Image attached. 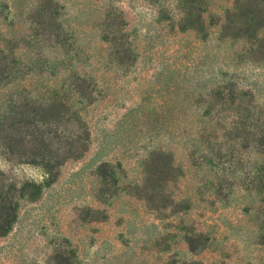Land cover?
Wrapping results in <instances>:
<instances>
[{
  "label": "rangeland",
  "instance_id": "1",
  "mask_svg": "<svg viewBox=\"0 0 264 264\" xmlns=\"http://www.w3.org/2000/svg\"><path fill=\"white\" fill-rule=\"evenodd\" d=\"M4 1L9 10L0 19L3 32L28 35L38 0ZM58 1L75 48L43 50L55 74L34 73L21 85L61 88L74 69L96 80L97 100L86 110L92 142L82 158L61 167L40 199L21 203L14 229L0 237V264H56L52 257L60 248L75 249L77 264H264L260 196L247 190L238 174L216 194L211 180L217 183L218 167H198L190 157L200 122L198 92L232 79L264 105V62L242 58V44L220 41L215 25L203 41L193 31H173L168 19L159 21L160 3L178 19L177 0ZM207 1L209 24L231 4ZM109 9L123 14L137 55L130 67L109 61V46L101 38ZM11 91L0 90V105ZM158 149L173 153L181 174L167 188L173 204L161 210L134 193L145 158ZM245 154L246 167L261 162L260 156ZM104 160L122 164L117 193L106 200L98 195L97 176ZM0 169L18 180L44 179L40 168L10 162L1 152Z\"/></svg>",
  "mask_w": 264,
  "mask_h": 264
},
{
  "label": "trees",
  "instance_id": "2",
  "mask_svg": "<svg viewBox=\"0 0 264 264\" xmlns=\"http://www.w3.org/2000/svg\"><path fill=\"white\" fill-rule=\"evenodd\" d=\"M152 1L158 5L159 0ZM230 1L220 20L212 24L206 16L207 0H177V20L160 3L157 19H168L173 31H193L203 41L209 36L208 28L215 25L220 41L241 43L242 58L263 63L264 0ZM61 8L58 0H38L31 15V31L25 36L9 37L0 27V90H12L0 105V152L10 162L32 165L44 172L43 181L18 180L0 169V237L14 229L21 203L40 199L58 179L61 167L67 161L82 158L91 146L92 129L86 110L97 100L96 80L74 69L69 82L61 88L45 86L35 90L21 85L34 73L55 74L54 66L43 57V50L67 46L74 50V38L60 20ZM8 10L9 4L0 0V19ZM104 17L101 38L109 46V61L124 67L134 65L137 55L123 28V14L109 9ZM197 97L200 122L192 135L197 141L190 153L193 164L218 167L217 183L211 180L216 194H223V183L233 184L230 175L238 174L243 186L260 196L264 226V105L256 101L253 92L239 87L232 79L206 87ZM245 153L260 156L261 162L246 167ZM121 167L122 164L109 160L98 165L101 199L116 195ZM175 170L172 152L151 151L143 162L142 183L135 184L134 193L155 210L167 209L173 204L168 185L181 176ZM52 258L56 264H77L73 248H60Z\"/></svg>",
  "mask_w": 264,
  "mask_h": 264
}]
</instances>
